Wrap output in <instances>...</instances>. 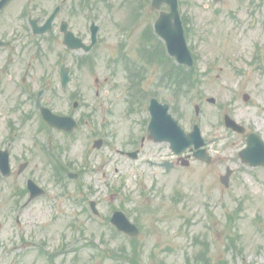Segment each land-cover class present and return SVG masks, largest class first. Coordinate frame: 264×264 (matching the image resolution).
Listing matches in <instances>:
<instances>
[{
  "label": "rangeland",
  "instance_id": "374dc122",
  "mask_svg": "<svg viewBox=\"0 0 264 264\" xmlns=\"http://www.w3.org/2000/svg\"><path fill=\"white\" fill-rule=\"evenodd\" d=\"M24 1L8 10L15 12L12 26L19 30L23 23L17 15ZM33 1L35 14H40L57 0ZM180 2L189 45L197 55L191 73L179 71L165 50L149 63L143 60L148 45L162 41L153 31L159 10L151 7V0H68L56 19L57 32L35 38L28 47L32 50L18 46L0 85V144H8L10 138L12 148V175L0 173V264H186L205 252L209 264H264V168L243 164L239 151L246 145L245 135L223 122L228 113L264 138V0ZM90 17L101 24L98 45L88 56H82L83 51L66 53L60 20H70L76 32L84 33ZM8 55L5 51L0 56V65ZM122 58L125 64L126 59L140 66L145 90L168 102L186 130L200 123L213 155L211 163L191 159L188 166L177 162L172 170L149 165L148 158L161 160V149L166 155L171 152L166 143H147L137 159L118 152L134 139L133 131L139 132L146 111L127 112ZM62 63L72 68L66 88L60 83ZM22 69H30L32 91L50 77L56 92L47 97H53L59 111H72L71 94L90 112L98 97L101 122H112L111 139L94 147L96 138L88 122L75 136H68L54 129L49 134L39 114L27 117L29 100L15 84ZM178 71L188 77L180 84ZM114 83L121 86L112 93ZM195 104L200 105L198 116ZM87 150L91 153L87 169L77 179L68 178L65 163H71L68 169L75 172ZM53 160L65 170L52 168ZM25 161L28 165L19 172ZM229 167L233 174L226 187L221 175ZM28 177L46 191L23 206ZM90 199L98 202L97 217L84 212ZM115 209L124 210L139 226L136 237L116 233L106 219ZM80 235L81 242H73ZM28 238L44 243H22ZM235 243L243 252H230ZM43 252L54 254V259Z\"/></svg>",
  "mask_w": 264,
  "mask_h": 264
},
{
  "label": "flooded vegetation",
  "instance_id": "af4514ba",
  "mask_svg": "<svg viewBox=\"0 0 264 264\" xmlns=\"http://www.w3.org/2000/svg\"><path fill=\"white\" fill-rule=\"evenodd\" d=\"M19 1L20 0L10 1L0 11V41H3L5 43L4 45L0 46V56L3 57L5 51L11 53V55H8L6 58L4 57L6 59V61L4 59L3 63L0 65V85H1L3 77H4V74L2 72H5L9 69V67H10L9 61L13 62V57L16 56L15 51L19 49L18 46H21L22 50L25 51V50H27L28 47H30L32 44H34L33 41L35 38H40V37H44L45 35H49V34L36 35L33 32V22H30V21L35 19V18H38L39 25L43 24V22H45L47 17L51 14L52 7L50 8V10L39 11L38 13H40V14H35V12H34L35 11V2L33 0H25L23 2V4L21 5V10L19 11V14L17 15V17L20 15V19L22 20V23H23V29L19 30L18 28H15L12 26L15 19H16L15 18L16 14L14 11H11V13H9V11H10L9 6L13 5L14 3L17 4ZM67 2H68V0L61 3V8H60V12L58 13V15H60L62 10L66 7ZM31 9H33V10H31ZM45 13H46V15L44 16ZM58 15L55 17V22H56V19L58 18ZM90 18H91L90 21L94 20L93 19L94 17H90ZM63 21L68 22L69 28H71L76 33V35H78V37L85 38V39H88L90 37V24H88V23L86 24V27H85L86 29H85L84 33H79L73 29V25H72L70 20L61 19L60 24H59V32L62 34V41L64 38V34L61 31V25H62ZM51 32L52 33L57 32L55 29V24H54V28ZM25 38H27V40H25ZM30 49L32 50V48H28V50H30ZM65 51H66V53L70 52L67 48H65ZM156 65H158V64H156ZM70 71H71V68H70ZM124 72H125V74L123 75V79L126 82V84L129 83L127 86H125V90L127 93H130V95H131L132 88H134L136 90L137 85H134L132 87V84L130 83V81H133V79H132V77L130 78L129 71L124 70ZM29 75H30V69H22L21 73L17 76V78L15 80V84L17 83L18 85L22 86V88L24 90L23 94L25 95V99L29 100L30 107H29V111L27 112L28 113L27 117L32 118L33 116H36L39 114L42 121L44 122V120L41 116V112L37 108V105H35V108L32 109L33 101L37 104L36 101L38 99H37V90H34V91L31 90L34 83L32 81L31 82L33 84L30 83V80L28 79ZM142 75H144V72H136V73H134L133 77L134 78H141ZM10 79H11V77H10ZM49 82H51L50 77H44V79L42 80V84L39 85L40 87L37 86L36 88H38L39 91H42V94L40 96L41 97V99H40L41 103L47 104V102H49L50 104H48V105H50V106L52 105V107L55 110H57L55 108V103L52 101L53 97H47L49 92H51V93H52V91L56 92V89H53L52 84ZM120 86H121V84L115 85V83H114L112 85V88H111L112 93H114L115 90L118 89ZM161 86H162V83L160 82V84H157L156 87L158 88ZM104 93L106 94V97H108V98L111 97V96H108V95H110L109 91L108 92L106 91ZM97 95H100L99 90L97 91ZM69 98H75L76 99V95L71 94ZM50 99H52V100H50ZM111 99H113V101L111 100V102L115 103L114 98L112 97ZM141 99L144 102H146V100H147L146 96L144 98H141ZM95 100H96L94 102L95 106L93 104L94 108L91 110V112H90V110L84 109V107L87 106L86 104H84V105L81 104L82 106H80L78 109H76L78 112H80L79 114H77L76 110H72V112L64 113V114H69V115L73 116L78 121V124H79V128L74 130L72 133H68L69 135H74L76 132L81 131L82 121L84 119H86L88 121V124L93 128L91 135L95 138L101 139L104 142V139L106 137L105 133H110V131L107 130V128L112 125V122L111 121L109 122L108 120L101 122V120H100L101 119V112L99 111V108H100L99 104L100 103L98 101L100 99L98 97H95ZM78 105H80V104L78 103ZM81 108H83L84 111H80ZM131 109H133V110H131ZM142 109L146 110V111H145L144 117L141 118L140 122H139L140 130L138 133H131L135 137H134V139H129L127 145H124V147L127 148V150L138 149V150H140V153L144 154V149H145V146L147 145V143H152L155 146L159 145L160 143H157V142L153 141L152 139L148 138V123H149V121H148V119H149L148 109H147V107H146V109L142 107ZM127 112L130 115H134L137 113H141L142 110L139 111L137 109V107H134V108L130 107L127 110ZM104 115H105V113H104ZM44 127L46 129H52L49 126H47L45 122H44ZM139 136H141V138ZM159 157L161 159L164 158L163 154H162V149L159 152ZM171 157H172L171 161L174 163L173 167H175L176 163L174 160L176 159V156L172 154ZM186 157L191 158V153L186 152ZM176 161H177V159H176ZM162 163H163L162 160L159 162H155V161L151 162V164H155V165H159V166H161ZM80 241L81 240H78L77 243ZM65 243H68V241H66Z\"/></svg>",
  "mask_w": 264,
  "mask_h": 264
},
{
  "label": "water",
  "instance_id": "95a60500",
  "mask_svg": "<svg viewBox=\"0 0 264 264\" xmlns=\"http://www.w3.org/2000/svg\"><path fill=\"white\" fill-rule=\"evenodd\" d=\"M163 2H166L171 7L170 13H162L161 17L156 21L157 32L166 39L169 47V51L172 55L177 56L178 60L182 63L191 65L193 63L191 54L187 48V44L184 39L183 27L178 13V1L177 0H153V6L159 8ZM174 20V21H173ZM45 31L42 29L41 32ZM96 31L94 28L93 40L96 41ZM36 32H39L36 30ZM67 38L71 37L69 32L66 35ZM82 45H71L70 47H81ZM85 50H89L90 46H85ZM64 85L68 81V75L65 71L63 74ZM169 105L161 104L158 100L153 99L150 106L152 113V120L150 124V137L156 141H169L171 148L180 153L190 145L199 147L204 144V140L200 135L198 126H195L193 132L186 134L182 127L178 124L171 114L168 113ZM43 116L46 121L52 125L63 127L62 120L66 119L53 114L49 109L42 108ZM227 124L237 130L241 128L235 121L227 118ZM198 158H202L206 161H210L211 157L204 153V149L195 154ZM244 161L250 162L252 165L264 164V143L258 137L254 136L252 140H249V146L243 151ZM0 168L4 174H10V166L8 162V153L0 151ZM113 222L118 226L120 230H123L131 235L138 234V228L135 224L131 223L127 216L123 212H116Z\"/></svg>",
  "mask_w": 264,
  "mask_h": 264
}]
</instances>
